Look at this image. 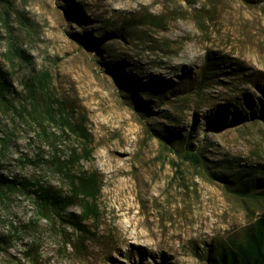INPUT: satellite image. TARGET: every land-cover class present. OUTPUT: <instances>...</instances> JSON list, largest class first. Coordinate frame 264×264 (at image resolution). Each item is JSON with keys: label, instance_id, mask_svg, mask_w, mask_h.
<instances>
[{"label": "rangeland", "instance_id": "374dc122", "mask_svg": "<svg viewBox=\"0 0 264 264\" xmlns=\"http://www.w3.org/2000/svg\"><path fill=\"white\" fill-rule=\"evenodd\" d=\"M9 1L7 22L0 19L2 68L17 91L29 73L49 72L53 97L85 127L91 155L82 169L100 181V216L86 222L84 250L57 243L40 220L36 264H207L249 217L264 214V202L207 174L220 159L233 160V173L246 178L253 167L255 189L264 190V0ZM100 41L111 47L97 56ZM149 123L177 138L190 130L207 168L182 158L183 140L165 146ZM41 129L28 115L0 112L3 174L58 186L35 160L51 152ZM46 130L61 151L80 146L57 126ZM33 214L25 190L0 200V234L18 237L0 251V264H31L20 241L31 237Z\"/></svg>", "mask_w": 264, "mask_h": 264}, {"label": "trees", "instance_id": "16d2710c", "mask_svg": "<svg viewBox=\"0 0 264 264\" xmlns=\"http://www.w3.org/2000/svg\"><path fill=\"white\" fill-rule=\"evenodd\" d=\"M12 5L9 0H0V19L7 22L5 16L9 14ZM5 18V19H4ZM118 38L123 39V33L127 29H120ZM110 44L100 41L93 46V53L100 56L103 50L109 52ZM24 59L28 56L24 51L17 49ZM50 74L47 71L40 73H29L19 81L20 90L13 86L12 73L2 68L0 62V112L12 110L20 118L25 115L41 126L45 139L51 146L49 158H44V151L36 156V163L44 162L51 170L52 175L57 176L59 185L54 186L47 182L19 179V177L3 174L1 158L4 156L7 141L0 143V200L16 190H25L31 198L34 209V217L30 221L32 234L28 241H20L22 254L31 264H36L40 251L39 246L42 239V232L37 224L45 220L48 228L53 232L61 245H72L75 252L80 254L85 248V242L90 234V227L86 222H96L99 219L100 211L98 196L100 194V181L96 171L83 170L81 163L87 162L91 155V149L87 146L86 130L82 121L71 119L73 113H68L62 101L53 97L50 91ZM145 96H152L153 91L145 89ZM264 97V94H263ZM18 100V105L15 101ZM164 118L170 122L172 118L165 114ZM264 118V116H263ZM47 125H54L59 128L60 135L69 134L80 139V146H67L66 151H61L54 145L56 136L46 130ZM156 123H149L150 130L155 136L164 141V145L172 144L174 141H182L187 148H183L182 158L190 162L195 168L206 169V157L204 150H192L190 144V130L185 131L184 137H173L170 133L160 132ZM172 138V139H171ZM51 140V141H49ZM212 171L207 174L222 184L231 186V190L243 199L264 202V190L255 189V169L249 167V174L241 178V171L233 173L235 163L233 160L220 159ZM246 173V172H245ZM76 207L78 214L70 213L69 208ZM66 230H70L69 233ZM18 239L15 235L0 234V251L7 252L13 242ZM62 246V247H63ZM207 264H264V214L256 217H249L238 238L230 237L226 242L219 245L215 251L206 256Z\"/></svg>", "mask_w": 264, "mask_h": 264}]
</instances>
